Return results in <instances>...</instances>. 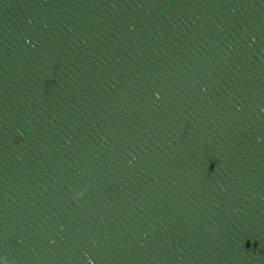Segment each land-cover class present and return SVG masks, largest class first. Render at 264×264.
Listing matches in <instances>:
<instances>
[{
	"label": "water",
	"instance_id": "obj_1",
	"mask_svg": "<svg viewBox=\"0 0 264 264\" xmlns=\"http://www.w3.org/2000/svg\"><path fill=\"white\" fill-rule=\"evenodd\" d=\"M0 264H264V0H0Z\"/></svg>",
	"mask_w": 264,
	"mask_h": 264
}]
</instances>
